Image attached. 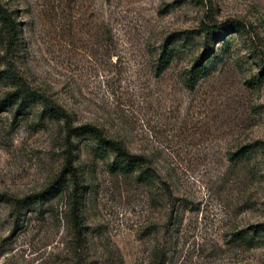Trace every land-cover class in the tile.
Returning a JSON list of instances; mask_svg holds the SVG:
<instances>
[{
  "label": "rangeland",
  "instance_id": "obj_1",
  "mask_svg": "<svg viewBox=\"0 0 264 264\" xmlns=\"http://www.w3.org/2000/svg\"><path fill=\"white\" fill-rule=\"evenodd\" d=\"M0 7V72L144 161L126 173L87 135L69 146L40 104L1 111L0 264H264V0ZM59 177L57 197L14 209Z\"/></svg>",
  "mask_w": 264,
  "mask_h": 264
},
{
  "label": "trees",
  "instance_id": "obj_2",
  "mask_svg": "<svg viewBox=\"0 0 264 264\" xmlns=\"http://www.w3.org/2000/svg\"><path fill=\"white\" fill-rule=\"evenodd\" d=\"M0 23L4 28H6V30H8V32L13 31V25L9 20V15L7 14V11L2 7H0ZM227 27L237 28L236 24L232 23L225 26H214L212 28H205V30L207 36H216L221 34V32L224 31ZM203 57H205V54L195 61V66L193 70L197 69L198 66L200 67V69L201 67L203 68V66L200 65ZM159 68L161 67L159 66ZM193 81L195 80L190 77L188 80V82L190 83L189 88H192ZM0 83L9 84L12 87L16 88L10 94L6 95L2 100H0V112L17 105L16 114H23L27 108L35 104H40L43 114H46L52 120L61 121L63 123L66 129V140L68 141L67 144L69 146L71 144L69 143L70 141L68 140V138H72L73 136L77 135H87L91 137L100 148L112 152L118 159H120L123 162V168L126 173H131L135 171L138 166L143 164L144 161L141 157L139 158L137 156L131 155L124 148L122 143L109 139L103 131L97 129L96 127L90 125L73 127L70 115L60 105L55 104L50 99H41L40 102H36V97H33L31 94H29V91L27 89H24L22 84H19L18 81L14 79V77H12L11 75H7L4 71L0 72ZM72 170L73 169L71 155H68L66 158L64 169L62 171V176L71 177L72 185L74 186V192H77V183L74 179L75 175ZM63 187L64 185L62 183L61 177H59L53 184H51L45 190L32 194L23 199L15 200L14 209L18 210L20 208L27 207L32 204H41L47 202L57 197L62 191ZM2 201H4V199H2ZM71 216L74 234L76 235V237H78V233H76L78 226V213L76 208H74V205H72ZM254 229L255 233L262 231L261 229H259V226H254Z\"/></svg>",
  "mask_w": 264,
  "mask_h": 264
}]
</instances>
